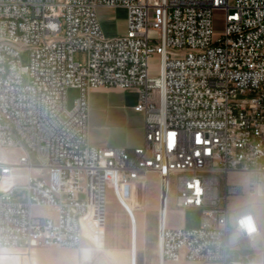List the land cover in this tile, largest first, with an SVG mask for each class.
Here are the masks:
<instances>
[{
    "label": "built area",
    "instance_id": "2783aa9c",
    "mask_svg": "<svg viewBox=\"0 0 264 264\" xmlns=\"http://www.w3.org/2000/svg\"><path fill=\"white\" fill-rule=\"evenodd\" d=\"M103 7L126 10L124 35L106 37ZM215 11L225 13L217 36ZM99 88L136 91L145 141L133 153L89 144L88 95ZM0 149L19 152L0 160V260L36 264L37 248L85 239L102 247L108 188L127 210L121 198L154 174L167 184L160 264H254L236 254L264 252V0H0ZM230 173L250 174L262 202L230 211L229 197L243 194ZM172 179L176 206L202 211L198 228L166 225ZM19 180L24 201L13 199Z\"/></svg>",
    "mask_w": 264,
    "mask_h": 264
},
{
    "label": "rangeland",
    "instance_id": "374dc122",
    "mask_svg": "<svg viewBox=\"0 0 264 264\" xmlns=\"http://www.w3.org/2000/svg\"><path fill=\"white\" fill-rule=\"evenodd\" d=\"M97 16L101 24L103 33L108 36L107 30L114 33H122L124 30L125 12L116 7L108 8L103 7L97 10ZM214 29L216 36L221 33L225 23V13L222 11H215L213 15ZM74 58L78 62H83L85 59L84 52H76ZM22 61L28 64V53L22 54ZM150 67L156 69L160 66V60L152 58L150 60ZM110 89V90H107ZM77 96V91L74 88H69L67 92L68 108H72L73 101ZM136 102L135 90H119L115 88H99L91 90L88 95V140L89 144L95 137L110 136L116 141L120 142L128 152H132L131 145L135 144L137 140L144 133L145 117L144 113L134 110V103ZM91 145V144H90ZM18 150L0 149V160H7L9 162H16L18 159ZM36 163L35 157L32 158ZM19 175L22 171L18 172ZM228 184L231 186L241 187L243 194L231 196L228 200V208L230 211L246 207L250 204H260L262 198L259 196L249 195V185L252 181L250 174L230 173L227 176ZM223 189L225 178L222 177ZM25 183L22 180L17 182L18 188L15 190L14 200L24 201L25 194L22 186ZM143 186V185H142ZM140 185H134L132 195L137 193L143 194V189ZM144 187V186H143ZM160 191V182L156 175L149 176L148 186L144 195L146 196L145 207L141 211L136 212L140 228L149 233L151 229L157 226L158 219V198ZM167 191V184H166ZM166 196V193H165ZM143 198V196H142ZM120 208L112 190L108 188L107 191V210L105 215V235L110 234L115 228L121 225ZM259 216H264V210L261 206L257 207ZM34 214L42 217L53 216V212L47 209H35ZM202 211L197 208H187L181 212V209L176 206V191L175 180L172 179L171 190L168 198L167 212H166V225L170 228H185L194 229L200 226V219ZM232 218H229L230 231L228 233L229 251L237 249V235L232 231L233 229ZM88 240V239H87ZM83 244H85L83 242ZM92 247V245H91ZM94 247V246H93ZM46 250L52 251H69L76 249L66 248H37L34 252ZM238 253L243 255L242 261L246 263V258L249 255V260L254 264H264V252L254 253L248 249L241 248L237 252L236 258L239 259ZM34 254V253H33ZM35 263V261L33 260ZM0 264H22V261L17 257H8L5 261L0 260ZM23 264H28L27 259L23 260ZM165 264H196L189 261L181 260L178 263L166 262Z\"/></svg>",
    "mask_w": 264,
    "mask_h": 264
},
{
    "label": "crops",
    "instance_id": "0c3cea01",
    "mask_svg": "<svg viewBox=\"0 0 264 264\" xmlns=\"http://www.w3.org/2000/svg\"><path fill=\"white\" fill-rule=\"evenodd\" d=\"M125 12L124 30L122 33H114L109 30L108 38H116L124 35L127 31L126 18L127 13L124 8H118ZM110 90V89H107ZM137 103V93L136 102ZM145 141V132H142L141 137L131 147L133 153L135 149L142 147ZM95 147H113L122 148L120 142L111 138L110 136L95 137L90 143ZM126 150V149H125ZM127 151V150H126ZM128 152V151H127ZM147 183H138L136 185L142 186L143 194L137 193L132 195L131 198H121L123 204L133 215L131 217L128 211L117 200L120 208L122 209L121 225L115 228L109 235H105L104 244L100 248L93 247L91 241L85 239L83 246L80 249L69 251H37L32 255V259L36 264H160L159 254V198H158V219L157 226L153 227L149 233H145L139 226L137 211H141L146 204V196L144 192L148 186ZM113 192V189L110 188ZM134 190V188H133ZM160 190V197H164ZM114 194V192H113ZM115 196V195H114ZM143 196V198H142ZM127 197V194H125ZM164 199V198H163ZM182 212V211H181ZM92 245V247H91ZM3 258V257H2ZM6 259V256H5ZM5 261V260H1Z\"/></svg>",
    "mask_w": 264,
    "mask_h": 264
},
{
    "label": "bare ground",
    "instance_id": "6f19581e",
    "mask_svg": "<svg viewBox=\"0 0 264 264\" xmlns=\"http://www.w3.org/2000/svg\"><path fill=\"white\" fill-rule=\"evenodd\" d=\"M162 189V194H163V198H165V193H166V181L164 180L162 183H161V186H160V190Z\"/></svg>",
    "mask_w": 264,
    "mask_h": 264
}]
</instances>
